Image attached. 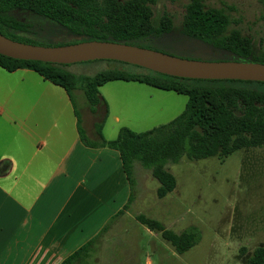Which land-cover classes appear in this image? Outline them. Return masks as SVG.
<instances>
[{
    "label": "trees",
    "instance_id": "trees-1",
    "mask_svg": "<svg viewBox=\"0 0 264 264\" xmlns=\"http://www.w3.org/2000/svg\"><path fill=\"white\" fill-rule=\"evenodd\" d=\"M154 0H0V32L36 44H61L83 39H105L147 46L146 39L170 29V17L163 13L158 24L152 21ZM34 16L43 27L30 31ZM229 16L222 7L188 0L182 14L181 32L200 42L206 59H235L264 62V49L254 52L251 38L236 27H228ZM32 28V27H31ZM79 38H76V36ZM102 60V59H101ZM115 60V59H112ZM120 61V60H117ZM124 62V61H122ZM61 64L36 59L15 58L0 53V66L7 70L27 67L42 78L63 87L74 107L80 140L89 146H107L117 150L129 195L122 207L84 243L58 264L87 263L110 220L122 213L133 198V161L149 169L158 185L155 193L164 196L175 186L174 175L165 166L181 157L222 158L246 146H264V81L237 78H189L150 69L137 71L121 67L103 68L93 74H74ZM137 80L186 95L182 110L166 122L142 131L120 126L113 138L101 133V120L93 123L94 138L86 136L80 125L72 89L78 87L90 107L101 100L98 86L108 80ZM102 102L104 100L102 99ZM137 220L182 252L200 239L199 229L188 225L176 232L159 220L143 213ZM245 264H264V245L255 246Z\"/></svg>",
    "mask_w": 264,
    "mask_h": 264
},
{
    "label": "rangeland",
    "instance_id": "rangeland-1",
    "mask_svg": "<svg viewBox=\"0 0 264 264\" xmlns=\"http://www.w3.org/2000/svg\"><path fill=\"white\" fill-rule=\"evenodd\" d=\"M187 1L154 0L151 3L153 23L158 24L162 14L166 13L170 17V29L145 42L150 48L174 55L206 59V55L194 51L200 42L180 30ZM202 1L206 5L222 7L229 16L228 27H236L249 36L254 52L264 49V0ZM24 16V19L31 21L32 28L23 33L31 35L32 31L44 26L40 19ZM114 66H124L125 70H147L136 64L112 59H91L60 65L77 75L93 74ZM118 80L123 83V87L117 88L113 96L118 125L134 131L168 121L182 110L186 101L185 94L174 90L137 80ZM74 101L82 126V102L77 96ZM96 105L92 116L94 122H99L104 109ZM110 122L105 132L110 131V125L113 128L116 125L115 121ZM165 166L174 175L175 186L164 196L158 197L155 193L157 180L151 176L149 169L141 166L137 160L133 161V198L128 206L130 215L124 216L117 228L112 225L96 244L97 248L111 245L115 262L129 258L137 261L141 247L147 252L150 264H245L251 250L257 245H264V146L241 147L222 158L214 155L197 159L181 157L176 162H167ZM138 213L155 218L176 232L188 225H195L199 229L200 239L188 249L177 252L160 237L159 232L145 230L136 218ZM126 246L133 251H114ZM102 256L109 261L108 250ZM144 256L143 253L140 255L141 258Z\"/></svg>",
    "mask_w": 264,
    "mask_h": 264
},
{
    "label": "crops",
    "instance_id": "crops-1",
    "mask_svg": "<svg viewBox=\"0 0 264 264\" xmlns=\"http://www.w3.org/2000/svg\"><path fill=\"white\" fill-rule=\"evenodd\" d=\"M122 87L118 79L98 86L97 104L104 109L101 133L107 139L122 126L113 102ZM71 92L82 102L84 132L94 138L93 110L80 88ZM110 120L116 125L105 132ZM128 195L117 150L80 140L66 90L30 68L0 66V264H58L97 233ZM128 212L127 207L114 216L103 236ZM96 244L92 259L84 264H150L141 247L137 261L115 262L111 245L100 249ZM129 249L133 251L127 246L114 251ZM107 250L109 261L102 256Z\"/></svg>",
    "mask_w": 264,
    "mask_h": 264
},
{
    "label": "water",
    "instance_id": "water-1",
    "mask_svg": "<svg viewBox=\"0 0 264 264\" xmlns=\"http://www.w3.org/2000/svg\"><path fill=\"white\" fill-rule=\"evenodd\" d=\"M0 53L15 58L56 63L115 59L174 76L264 81V62L183 57L116 40L83 39L44 45L16 40L0 32Z\"/></svg>",
    "mask_w": 264,
    "mask_h": 264
}]
</instances>
